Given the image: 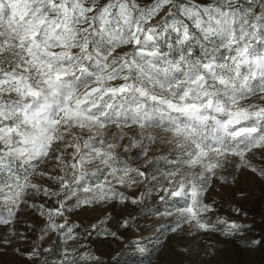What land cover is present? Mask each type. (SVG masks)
Masks as SVG:
<instances>
[{
    "label": "snow or ice",
    "instance_id": "snow-or-ice-1",
    "mask_svg": "<svg viewBox=\"0 0 264 264\" xmlns=\"http://www.w3.org/2000/svg\"><path fill=\"white\" fill-rule=\"evenodd\" d=\"M246 174L264 181V0H0V250L108 264L94 240L125 242L149 200L203 242L192 264L216 238L264 249L221 213Z\"/></svg>",
    "mask_w": 264,
    "mask_h": 264
},
{
    "label": "rangeland",
    "instance_id": "rangeland-1",
    "mask_svg": "<svg viewBox=\"0 0 264 264\" xmlns=\"http://www.w3.org/2000/svg\"><path fill=\"white\" fill-rule=\"evenodd\" d=\"M237 190L245 193V198L238 196ZM229 201H225V207L221 213L235 219H243L245 223L252 225V232L249 235H264V181L255 179L251 174H246L240 178L236 188L228 192ZM231 202L241 207L248 213L247 217H234L227 210V204ZM159 204L155 200H149L144 207H129L128 212L136 217V225L139 231L128 230L124 232L125 242L113 240L95 239V247L98 253L110 258L108 264H177L183 260L185 264H192L200 259V251L203 242L183 239L176 241L170 237L162 228L158 227L162 221L155 215ZM142 237L143 253L135 250L127 243L128 238ZM216 247L219 249L217 258L212 264H264V249L248 250L240 246L237 242L219 239ZM45 246L58 248L55 240L45 241ZM188 244L191 246L190 255H178L174 250L175 244ZM0 264H22L19 257L11 248L0 250Z\"/></svg>",
    "mask_w": 264,
    "mask_h": 264
}]
</instances>
